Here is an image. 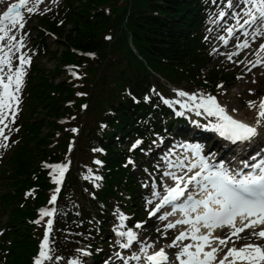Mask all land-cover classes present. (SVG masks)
<instances>
[{
	"label": "trees",
	"instance_id": "1",
	"mask_svg": "<svg viewBox=\"0 0 264 264\" xmlns=\"http://www.w3.org/2000/svg\"><path fill=\"white\" fill-rule=\"evenodd\" d=\"M212 6V0H63L62 8L41 18L59 49L52 55V71L30 66L24 105L9 136L7 165L0 173L8 188L0 191V208L9 211L2 239L12 236L14 244L6 240L0 264H30L34 236H42V228L34 226L35 208L46 203V189L53 186L42 162L66 160L71 171L48 229L52 264L100 263L96 251L107 246L111 203L130 225L136 215L126 198L137 189L132 165L157 134L170 138L174 123L183 121L179 108L153 90L152 80L169 96L167 86L217 94L231 79L208 70L213 56L206 20ZM32 43L44 50L43 32ZM45 51L41 56L48 55ZM131 140L140 141L136 150H122ZM26 187L34 194L23 195Z\"/></svg>",
	"mask_w": 264,
	"mask_h": 264
},
{
	"label": "rangeland",
	"instance_id": "2",
	"mask_svg": "<svg viewBox=\"0 0 264 264\" xmlns=\"http://www.w3.org/2000/svg\"><path fill=\"white\" fill-rule=\"evenodd\" d=\"M18 3L19 0H0V15H2L9 6ZM212 3L213 14L206 20V23L208 25L207 36L210 39V52L213 56V61L208 67V70L213 68L217 72L223 73L226 76H231L230 81H228L226 84H220V87H218V93L213 94L212 96L216 97L217 102L225 108L226 113H231L233 116L239 119H243L250 124H255L258 112V104L260 99L264 97V51H259L260 44L264 43V29H261L258 35L251 34L249 37H247L248 33H244L247 27L240 29L239 31L235 30L239 26L236 25L237 18L233 17L232 13L240 11L243 7V5L240 4L239 0H232V7L228 6L229 0H212ZM27 7H33L35 9V14H29L27 12ZM62 7L63 0H57V2H53V0H43V2L38 5L36 4V0H30V2L26 6L21 8V14L25 18V28L23 30L16 31L15 34L17 35L18 40H23V47L21 49V52L27 53L28 58H30V64L25 66V75L23 77L21 91L19 93V105H24V101L21 102V99L26 80L28 78L27 73L29 71V67L34 63L36 67H40L48 71L53 70L55 62H52L51 60L52 55L56 49H59V47L55 43L56 36L48 29H45L44 25L41 24V18L47 17L55 9ZM221 12L225 13L223 18H221L220 16ZM242 22L243 18H241V23ZM233 26L234 35L232 37H229L227 28ZM69 27L70 26H67L66 29L69 30ZM39 31L43 32V40L45 41V46H43L44 50H42L41 44L32 43L33 39L38 35ZM220 37H224L225 40L228 41L227 44H225V41L220 39ZM230 41H232V43L229 45ZM245 41L248 43L249 47L242 49H238L236 47L237 44H242ZM45 49L47 53L49 52L48 55L41 56L42 52L45 51ZM7 50L8 49L5 48V51ZM13 52H15V49H13ZM234 52H238L239 55H232L230 60L229 56ZM18 55L19 53H16V56ZM258 60L261 61V63L253 67V63ZM13 63L18 64V60L15 57H13ZM5 69L7 71V68ZM67 72L68 71H66V73ZM62 78L63 76L60 77L58 81ZM160 82L166 84L164 80H160ZM152 83L153 90H155V92L159 96H162L167 105L171 107L173 105H176L179 108L177 115L183 114L184 117H181L183 121L178 122V124L174 123L171 128L172 133L169 135L170 138H168L166 134H157L155 136L156 139H153L151 144H149V147L146 148L145 151H143V156L139 160H137L135 164L132 165L130 169L131 176H134L137 179V189L135 191L131 190L132 192L128 193L129 195L126 196V198H128L130 202L129 205L131 206L130 208H132V211L129 210L130 213H136L137 215L131 216L132 220H134L132 223H136L132 226H130L129 223L125 225L124 219L121 220L120 218L121 216L125 218L124 214H122V212H119V207L116 202L113 201L111 203V207L106 212L109 213L112 210L111 213L115 214L113 216L114 223L110 222L108 230L104 232V244H106L107 246L101 247L96 251L98 254H100V257H102L100 261L101 264H124L125 260H127V262H129L130 260V264H132V262L145 264V261L143 259L144 253L140 251L141 244H144L145 246L147 244L152 245L151 248L147 249L148 253L150 251H158L160 248H164L168 254H171L172 261L175 259L176 254L182 249L180 242H177V247L168 248V245L177 236L176 232H173L175 234H171L166 230L164 225L157 226V214L155 216H149V213L155 208L156 205L153 201L155 198L153 193L155 192L162 194L163 192H165V188L169 187L166 184L172 186L171 184H173L174 182V180L172 179L171 182H167L165 184L168 176H165L164 172L168 171L170 165L175 166L177 160V163H179L180 158L183 159L185 157V151H187V149L181 148V144L184 145L185 142L180 141V138H176L174 136L178 135L185 139L186 142H194L196 145L201 146L202 150H204L206 153L207 151L210 152V154H207L210 155V157L215 156V154H217L219 157L223 156L220 154L222 149L218 150L221 144V140L218 139V134L213 130L212 127L215 123L218 122L217 118L215 116L207 115V113L204 112V109L202 108L197 109L194 106L193 102L189 101L187 97H180L177 95L178 91L184 90L180 88L169 87V93L171 95L166 96L161 92L159 88L156 87V83L154 80H152ZM186 93L190 95L199 94V96H197V100H200L201 97L211 96L210 94L203 91ZM197 100L195 101V103H197ZM249 101H256L257 107L250 109L248 107ZM182 105H187V107H183ZM20 108L21 107H18V109L16 110L17 114L15 116V119L21 113ZM197 112H199L200 114L198 115ZM5 123L9 125L8 128H5V134L9 137L15 130L13 126L14 123L11 122V117H9V119H7ZM0 127H3V125H0ZM259 139L263 142L264 145V133L261 131H259L256 137L248 140L247 144H254L255 142L257 143ZM137 141L138 140H131L129 142L127 141L125 144L121 145V149L125 150L126 148L130 147L129 149L134 152L136 148H133L132 146L136 144ZM3 143H7L9 145V139L5 141L2 137H0V144ZM234 146L232 147H238L237 145L235 147ZM8 147H0V173L3 169H6L7 164H5V160ZM210 147H212V149H209ZM70 153L72 154V149ZM227 155L231 157L229 153ZM171 160L173 162H170ZM66 163H68L70 167L69 160H66L64 162H42V166L47 173V177L51 179L50 182L53 186L50 185L46 189L47 192L44 198L46 199V203H43L35 208L38 212L37 221H39V223H36V221H34V226L38 229L42 228V236H34L35 250L33 254L29 256L30 264H34V260L38 257L40 244L44 239V233L48 227L47 221L53 219H51L52 216H44L43 218H41L40 212L42 210H51L52 206H56L57 204L49 203L51 197L55 194L53 175H51V173H53V169L50 166L63 165ZM69 167L67 170L70 173L71 169L69 170ZM7 188L8 187L0 181V191H3ZM28 192L34 194L35 191H32L28 187L22 189L23 195ZM148 201H152V203L149 204ZM1 210L0 251L3 254L2 249H5L8 245V242L6 240H11L12 236H9L6 239H2L3 231H6V228L4 229V225L5 222H7L9 211L7 210V208H5V210ZM137 224L142 225V227L137 228ZM120 225H123V227H120ZM129 230L136 234L137 239L129 248L122 249L119 247V244L117 242L119 241L120 243H127V237L118 236L117 232H127ZM243 237L244 238L241 239L242 243L247 242V239L256 238L252 236V232L244 234ZM2 240L6 241L3 246ZM261 246L264 247V245ZM13 249L16 251L15 253H19L16 245L13 246ZM226 251L227 249H224V251L220 252L218 254V258L222 259ZM84 252L86 251L84 250ZM117 252L120 253V257H122V259L116 256ZM133 255H139L141 256V259H129ZM0 257H5V255ZM84 262H90V258H87L86 255H84ZM43 264H52V260H45ZM214 264H216V261H214Z\"/></svg>",
	"mask_w": 264,
	"mask_h": 264
},
{
	"label": "snow or ice",
	"instance_id": "3",
	"mask_svg": "<svg viewBox=\"0 0 264 264\" xmlns=\"http://www.w3.org/2000/svg\"><path fill=\"white\" fill-rule=\"evenodd\" d=\"M30 0H19L18 4H13L7 8V10L0 15V137L7 141L9 137L5 134V128L9 125L5 123L9 117L11 122L15 123V116L19 107L21 91V85L23 77L25 75V66L30 64V58L27 53L21 52L23 47V40L17 39L15 34L18 30L25 28V18L21 14V8L26 6ZM43 0H36V4L42 3ZM57 2V0H53ZM240 4L243 5L240 11L232 13L233 17H236V31L245 28V26L252 27L254 30L252 35H258L261 29H264V0H239ZM229 7H232V0H229ZM29 14H35L33 7H27ZM225 13L221 12L220 16L223 18ZM241 18L243 22L241 23ZM227 32L229 37L234 35V26L228 27ZM12 33V34H9ZM111 39V37H106ZM220 39L227 40L224 37ZM238 49L249 47L245 41L242 44H237ZM5 48L8 50L5 51ZM15 49V52H13ZM259 51H264V43L260 44ZM16 53H19L16 56ZM232 55H239L238 52H234L229 56L231 60ZM13 57L18 60V64L13 63ZM261 61L253 63V67L260 64ZM7 68V72H5ZM74 78L79 79L75 72L71 73ZM6 77V80H5ZM220 87V86H218ZM79 95V94H78ZM177 95L180 97H187L189 101H192L197 109H204V112L209 116H215L217 123L212 127L213 130L226 139L231 140L233 143L237 141H247L258 135V128L264 125V97H262L258 104V112L256 116L255 124H247L240 120L234 119L231 115L226 113L224 107H222L215 96L201 97L200 102L197 104V96L199 94H188L184 91H178ZM187 107V105H182ZM248 107H257L256 101H249ZM235 111V110H233ZM199 115L200 113L197 112ZM73 132L78 131L72 129ZM140 144L137 141L132 147L136 148ZM7 143L0 144V147L7 148ZM201 146H193L192 151L198 154L201 151ZM96 164H100V161H94ZM131 163V161H129ZM53 169V182L57 184L55 192L60 191L59 185L62 180L57 178L62 177L64 172L67 170L68 165H51ZM171 167V165H170ZM180 167L186 168V172L183 175H177L174 172H165V176L171 177L175 181L174 187H166V195L160 197L159 193H153L154 196L159 197V203L155 205V208L149 213V216H155L161 208L165 206H171L172 211L166 215H160L159 219L164 221L168 216L173 215L179 208L181 212L185 214V219L177 220L175 223H169L166 225L167 229H173L177 224H189L192 225L191 233L180 232L172 242L168 245V248L177 247V242H183L185 239H191L194 244H187L176 254L175 260L178 264H264V247L258 243L249 241L243 246L236 247V243L239 239L244 237L241 235L249 228H256L259 225H264V161L260 164H253V169H258L257 174L253 175L249 173L245 176H240L239 173L235 175L230 174L229 171L221 165L216 170H212L213 166L207 163L205 157H199L198 162H192L190 164H183L181 162ZM245 167L249 165L245 164ZM90 177H85L89 179ZM93 179L99 180L100 177H92ZM197 190V195L202 196L201 199H194L191 194V189ZM184 198L182 204L177 205L175 202L180 201ZM57 197L54 194L49 203L54 204ZM149 204L152 201H148ZM215 205L214 209L212 206ZM202 208L203 213L195 216L194 219H189L188 213L197 212L198 209ZM55 209L42 210L40 212L41 218L44 216H52ZM124 219L123 216L120 217ZM239 219L240 226H237V220ZM39 223V221H36ZM53 221L48 220L47 224L51 227ZM208 229L207 234L198 235L200 229L197 227L201 225ZM123 227V225H120ZM137 228L142 225L137 224ZM231 227L233 230L226 236L213 237L212 231L216 228ZM115 231V230H114ZM118 236H126L127 243H120L119 247L127 249L133 245V242L137 239L136 234L131 230L127 232H117ZM252 236L264 240V229L260 231H253ZM235 237L236 239H233ZM218 242V247H211L212 240ZM231 243L232 247H227ZM151 244H141L140 251L144 253L145 264H172V261L164 248H160L158 251L148 254L147 249L151 248ZM195 247V251H190L191 248ZM206 247L210 248V251H204ZM227 247V251L224 253L222 259L218 258V254L224 251ZM53 251L49 246V232L46 230L44 233V239L40 244V251L38 257L34 260V264H43L45 260H52L53 257L50 253ZM79 251V250H78ZM82 255H88L87 252H83ZM116 256L120 257V253L117 252ZM186 257V259H183ZM231 258V259H229ZM56 259H59L58 257ZM129 259L140 260L141 256L133 255ZM69 264H80L77 260L69 261ZM124 264H128L127 260Z\"/></svg>",
	"mask_w": 264,
	"mask_h": 264
},
{
	"label": "bare ground",
	"instance_id": "4",
	"mask_svg": "<svg viewBox=\"0 0 264 264\" xmlns=\"http://www.w3.org/2000/svg\"><path fill=\"white\" fill-rule=\"evenodd\" d=\"M246 27H248V26H245V28ZM249 28L252 29V30H248V31L245 30L244 31V33H248L247 37H249L252 34L253 30H254L252 27H249ZM231 43H232V41L229 42V45ZM199 102H200V100H197V103H199ZM227 114H229V113H227ZM259 131H261V132L264 133V125L259 127L258 133H259ZM216 133L218 134V132H216ZM218 139H221V136L219 134H218ZM220 142H221V144H220V147L218 148V150L219 149H222L220 154L223 155V156H220V158L223 159V160L228 161L229 165L232 167L231 170L233 171V174H236V173H239L240 172L239 171L240 168L234 167L233 165L234 164H239L240 165L241 162H243V160H244V154H246V153L248 154L250 152H256V149H255V145L254 144H256V146L258 147V153L261 156L264 155V145H263V142L260 139H259V141H257V143L255 142L254 144L253 143L247 144L246 141H241V142L235 143L238 147L237 148H233V152L232 153H231V151H229V149H228L229 147H228L227 144H225L223 141H220ZM235 144H233L232 146H234ZM186 146H188V145H186ZM201 149H202V147H201ZM209 149H212V147H210ZM227 152H229V154H230L231 157H229L226 154ZM207 154H210V152L207 151ZM215 155H217V154H215ZM184 156L187 157L188 156V153H185ZM189 156H191V155H189ZM212 159H213V157H210V155H208V160L211 161V164L212 165H215L216 166L217 165V161L216 160H212ZM191 160H192V162H195L196 161V160H194L192 158H191ZM170 162H173V161L171 160ZM177 162H178V160L176 161L175 166H172L171 165V167H169L168 171H166V172H174L177 175H183L185 170L182 167H180V164H181V162H184V161L182 160V158H180V162L179 163H177ZM171 181H172V178L168 176L167 179H166L165 184L167 182H171ZM166 185L167 186H170L168 184H166ZM171 185L173 186V185H175V183L174 184H171ZM164 221L159 220L158 223L156 221L157 226L161 225ZM180 243L181 244H186L187 243V240H184L183 242H180ZM206 251H210V248H208ZM213 264H214V262H213Z\"/></svg>",
	"mask_w": 264,
	"mask_h": 264
}]
</instances>
